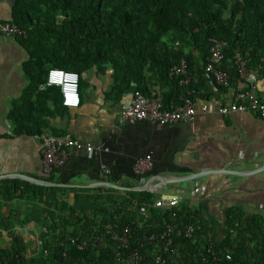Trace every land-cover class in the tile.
Returning <instances> with one entry per match:
<instances>
[{
	"label": "trees",
	"instance_id": "trees-1",
	"mask_svg": "<svg viewBox=\"0 0 264 264\" xmlns=\"http://www.w3.org/2000/svg\"><path fill=\"white\" fill-rule=\"evenodd\" d=\"M10 21L26 31L14 38L29 53L23 64L26 86L7 112L14 136L64 135L50 125V118L70 109L61 104L58 86L38 89L51 67L77 72L79 88L88 71L105 75L110 70L107 100L116 103L138 89L161 95L166 107L179 103L186 91L171 68L184 59L189 73H199L210 38L225 43L220 66L230 82L240 80L237 57L249 71L264 75V0H16ZM204 82L224 89L200 78L190 85L191 98ZM55 171L40 178L54 181ZM68 191L0 180L5 234L0 264H130L126 255L134 249L143 256L140 264H151L157 254L167 264H264V216L228 209L227 235L217 239L212 216L188 200L156 207L155 195L147 191L104 187L106 196L73 192L66 198ZM26 202L32 203L30 212ZM28 224L35 238L16 229ZM168 224L175 229L193 225L192 237L175 235L167 251L160 243H141L143 235L160 233ZM108 225L119 233L130 228L127 246L119 247ZM94 235L102 240L94 242ZM210 246L221 259L210 257Z\"/></svg>",
	"mask_w": 264,
	"mask_h": 264
},
{
	"label": "crops",
	"instance_id": "crops-1",
	"mask_svg": "<svg viewBox=\"0 0 264 264\" xmlns=\"http://www.w3.org/2000/svg\"><path fill=\"white\" fill-rule=\"evenodd\" d=\"M15 2L0 0V22L11 20ZM28 59L18 39L0 33V180L17 178L14 174L42 175L40 140L11 135L13 125L7 118L26 86L23 64ZM253 72L254 81L240 78L227 89L204 82L192 98L195 114L191 120L157 125L121 121L120 110L131 94L116 103L107 100L110 70L105 75L88 71L82 77L89 86L86 94L79 88L80 105L50 118L55 131L82 141L81 147L69 149L67 162L55 171L53 182L69 189L66 198L73 192L105 194L101 189L107 188L102 185L106 182L122 187L108 188L121 191L151 192L155 201L162 195H176L178 203L188 200L191 206L206 208L204 214L212 216L217 239L227 235L228 209H240L245 217L264 216V117L253 109L218 111L220 103H230L235 91L249 90L251 84L253 96L264 99V75ZM145 155L150 156L152 167L137 173L134 161ZM102 165L109 173L103 172ZM163 177L184 180L162 183ZM143 185L146 189L136 190ZM25 206L30 212L32 203ZM16 229L27 237L36 236L29 235V224ZM0 235L5 238L1 228Z\"/></svg>",
	"mask_w": 264,
	"mask_h": 264
},
{
	"label": "built area",
	"instance_id": "built-area-1",
	"mask_svg": "<svg viewBox=\"0 0 264 264\" xmlns=\"http://www.w3.org/2000/svg\"><path fill=\"white\" fill-rule=\"evenodd\" d=\"M0 33L10 37L26 36V31L11 21L0 22ZM224 44V41L215 38L209 39V55L199 73L198 71L189 73L184 59H181L177 65L171 68L170 74L179 76L178 84L186 90L180 97L179 103L172 107H166L161 95L154 93L147 95L136 89L130 93L129 101L121 108L120 120L129 124L145 121L157 125L191 120L195 114L194 102L191 98L194 89L190 88L192 82L197 83L200 78H203L224 89L230 88L231 86L230 75L220 66L224 58L222 51ZM235 62L241 79L246 81H254L256 79V74L247 69L246 61L243 58L237 57ZM53 85L59 88L60 100L63 106L72 109L80 105L79 75L77 72L56 67L49 68L45 80L38 85V89L44 90ZM253 89L254 87L251 84L249 90L235 91L232 94V101L230 103H220L218 111L221 114H226L231 111L253 109L261 117H264V99H256L253 96ZM204 107L207 108V106ZM33 137L40 140L43 175H49L52 171L63 167L67 162L69 149L82 146V141L70 135L54 136L44 133L41 135H33ZM85 146L87 149L91 148L89 143L85 144ZM151 167L152 161L149 155L138 157L134 161V169L137 173H142ZM102 170L105 174L109 173V168L106 165H102ZM154 204L156 207H172L178 204V200L174 197L158 199ZM172 219H175L174 213L172 214ZM193 231L194 227L191 224H185L183 228L176 229L173 225L168 224L160 233L143 235L141 237V243H160L163 246V250L167 251L171 247L175 235H183V237L190 238L192 237ZM130 232L129 227H124L122 232L119 233L115 225H108L107 233L118 241L120 244L119 247L127 246L131 235ZM101 240V236H93L94 242H100ZM207 252L213 260L221 259L220 252L213 247H208ZM142 257L138 250L134 249L126 255V260L130 264H140ZM226 257L229 258L228 255ZM151 264H167L166 257L162 254H157Z\"/></svg>",
	"mask_w": 264,
	"mask_h": 264
},
{
	"label": "water",
	"instance_id": "water-1",
	"mask_svg": "<svg viewBox=\"0 0 264 264\" xmlns=\"http://www.w3.org/2000/svg\"><path fill=\"white\" fill-rule=\"evenodd\" d=\"M215 171H217V170H215ZM215 171L214 172L204 171V173H206V172L216 173ZM14 177H17V178H20V179H23V180H26V181H29V182H32V183H35V184H39V185L58 186V187L62 186L61 183H58V182H53V181H49V180L38 178V177H31V176H27V175H23V174H14ZM195 177H196V174L193 175V176H190V177H186V179H192V178H195ZM181 180H184V178L167 179V178L163 177L162 183L181 182ZM102 185L107 186V187H114V188L122 189V187H120V186H118L116 184H113V183H109V182L103 183ZM143 189H146L145 185H143L141 188L140 187L136 188V190H143ZM167 196L168 195H162V199L169 198ZM171 197L177 198L176 195H171Z\"/></svg>",
	"mask_w": 264,
	"mask_h": 264
},
{
	"label": "rangeland",
	"instance_id": "rangeland-1",
	"mask_svg": "<svg viewBox=\"0 0 264 264\" xmlns=\"http://www.w3.org/2000/svg\"><path fill=\"white\" fill-rule=\"evenodd\" d=\"M83 81H84V83H81V87H80V89H81V91H82L84 94H86V92H87V90H88V88H89V86L87 85V84H88V82H87V78H83ZM3 239H4V237H1V235H0V242L3 241Z\"/></svg>",
	"mask_w": 264,
	"mask_h": 264
}]
</instances>
